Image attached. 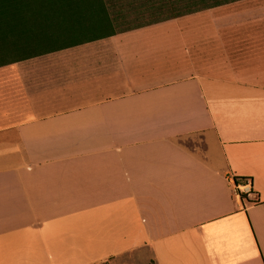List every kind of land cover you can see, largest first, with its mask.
I'll return each instance as SVG.
<instances>
[{
	"label": "crops",
	"instance_id": "1",
	"mask_svg": "<svg viewBox=\"0 0 264 264\" xmlns=\"http://www.w3.org/2000/svg\"><path fill=\"white\" fill-rule=\"evenodd\" d=\"M147 4L0 66V264H264V17L124 27Z\"/></svg>",
	"mask_w": 264,
	"mask_h": 264
},
{
	"label": "trees",
	"instance_id": "2",
	"mask_svg": "<svg viewBox=\"0 0 264 264\" xmlns=\"http://www.w3.org/2000/svg\"><path fill=\"white\" fill-rule=\"evenodd\" d=\"M219 4H202L174 16ZM81 20L82 0H0V66L47 52L56 44L57 28L78 26Z\"/></svg>",
	"mask_w": 264,
	"mask_h": 264
},
{
	"label": "rangeland",
	"instance_id": "3",
	"mask_svg": "<svg viewBox=\"0 0 264 264\" xmlns=\"http://www.w3.org/2000/svg\"><path fill=\"white\" fill-rule=\"evenodd\" d=\"M144 2L148 4L141 7L126 8L128 21L124 24V27L171 17L195 7L199 8L202 4L220 3L211 8L195 12L208 14V16L214 14L216 17H220L217 20L219 26L264 17V0H144ZM137 255L138 253L128 254L123 257V261L120 263L109 261L104 264H143L137 262Z\"/></svg>",
	"mask_w": 264,
	"mask_h": 264
},
{
	"label": "built area",
	"instance_id": "4",
	"mask_svg": "<svg viewBox=\"0 0 264 264\" xmlns=\"http://www.w3.org/2000/svg\"><path fill=\"white\" fill-rule=\"evenodd\" d=\"M234 186L239 194H252L254 193L251 178H234Z\"/></svg>",
	"mask_w": 264,
	"mask_h": 264
}]
</instances>
